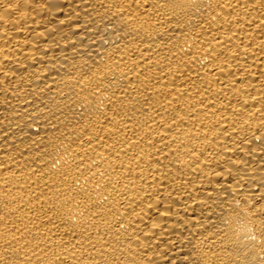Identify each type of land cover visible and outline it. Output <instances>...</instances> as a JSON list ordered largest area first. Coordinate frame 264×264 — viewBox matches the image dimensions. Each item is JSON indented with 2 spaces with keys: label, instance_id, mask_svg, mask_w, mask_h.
<instances>
[{
  "label": "bare ground",
  "instance_id": "6f19581e",
  "mask_svg": "<svg viewBox=\"0 0 264 264\" xmlns=\"http://www.w3.org/2000/svg\"><path fill=\"white\" fill-rule=\"evenodd\" d=\"M0 264H264V0H0Z\"/></svg>",
  "mask_w": 264,
  "mask_h": 264
}]
</instances>
